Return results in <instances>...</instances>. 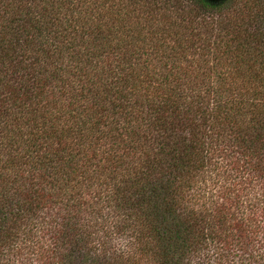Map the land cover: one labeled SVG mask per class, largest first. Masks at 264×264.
<instances>
[{
	"label": "trees",
	"instance_id": "1",
	"mask_svg": "<svg viewBox=\"0 0 264 264\" xmlns=\"http://www.w3.org/2000/svg\"><path fill=\"white\" fill-rule=\"evenodd\" d=\"M38 209L45 264H108L98 218L113 264L264 231V0H0V243Z\"/></svg>",
	"mask_w": 264,
	"mask_h": 264
},
{
	"label": "clouds",
	"instance_id": "2",
	"mask_svg": "<svg viewBox=\"0 0 264 264\" xmlns=\"http://www.w3.org/2000/svg\"><path fill=\"white\" fill-rule=\"evenodd\" d=\"M120 219L110 217L106 226L103 219H97L96 223L102 227L90 236L88 247L94 250L92 257L113 264L136 255L139 233L127 228L120 230L123 227ZM63 224L62 218L56 219L55 212L38 209L30 223L21 226L13 239L0 243V264H45V254H51L57 246L53 235L63 230ZM249 240L247 244L234 241L228 246L206 237L202 244L185 254L181 264H264V247L261 246L264 245V231L251 234Z\"/></svg>",
	"mask_w": 264,
	"mask_h": 264
},
{
	"label": "water",
	"instance_id": "3",
	"mask_svg": "<svg viewBox=\"0 0 264 264\" xmlns=\"http://www.w3.org/2000/svg\"><path fill=\"white\" fill-rule=\"evenodd\" d=\"M205 1L211 4H216V3L221 2L222 0H205Z\"/></svg>",
	"mask_w": 264,
	"mask_h": 264
}]
</instances>
